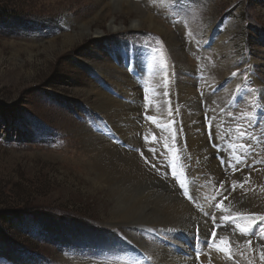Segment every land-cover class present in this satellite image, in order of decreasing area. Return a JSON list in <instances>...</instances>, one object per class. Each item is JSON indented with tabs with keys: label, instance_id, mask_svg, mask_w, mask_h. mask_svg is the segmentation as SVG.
<instances>
[{
	"label": "rangeland",
	"instance_id": "rangeland-1",
	"mask_svg": "<svg viewBox=\"0 0 264 264\" xmlns=\"http://www.w3.org/2000/svg\"><path fill=\"white\" fill-rule=\"evenodd\" d=\"M141 6L175 35L177 48L191 60L188 71L178 67L185 60L175 57V46L165 36L145 26L130 29L131 17H116L125 31L107 33L105 24L111 18L95 21L93 0H0V226L14 247L3 246L7 255H0V264H140L150 253H155L157 264L170 260L177 246L161 242L166 234L162 239L150 232L165 227L110 226L111 197L99 190L85 165L96 157L90 149L97 140L109 143L111 151L121 150L123 141L148 172L151 160L157 173L166 171L174 185L164 182L179 196L190 193L187 204L205 219L193 218L183 226L193 237L201 228L188 257L193 260L184 264H264V216L240 212L231 204L256 190L250 176L264 170V0H145ZM105 10L103 14H109L110 8ZM85 21L103 34L91 35L82 25ZM109 65L119 67L113 76L140 82L137 86L146 92L137 96L145 110L134 113L142 116L135 130L130 115L125 113L122 122V116L112 114L115 122H109L82 92L90 85L126 104L130 98L99 70ZM156 71L163 73L161 80ZM151 74L155 76L149 80ZM139 76L140 81L135 78ZM183 85L194 94L182 90ZM201 85L210 87L209 98L200 95L205 88L198 94ZM201 112L209 125L194 127L203 119ZM131 135L138 145L126 143ZM197 136L207 148L205 156L217 151L206 173L229 171L222 191L210 197L192 187L186 160L199 161L197 148L185 143ZM218 202L223 208L216 207ZM12 215L22 220L5 222ZM213 216L217 235L210 241ZM227 216L228 221L221 219ZM85 233L95 237L82 240Z\"/></svg>",
	"mask_w": 264,
	"mask_h": 264
},
{
	"label": "bare ground",
	"instance_id": "bare-ground-1",
	"mask_svg": "<svg viewBox=\"0 0 264 264\" xmlns=\"http://www.w3.org/2000/svg\"><path fill=\"white\" fill-rule=\"evenodd\" d=\"M145 0H137L138 3H133L131 0H93L94 8L95 10V16L94 20L97 21L98 19H109V21H106L105 27L107 28V33H114L116 31H125V27L123 23L116 22V17H131V23H130V29L133 28H140L145 26L146 30H153L154 32H157L160 35H163L167 38V42L170 43L174 48V53H177L178 56H175L176 58H183L185 61L178 67H181L183 70L188 71L189 70V64L191 60L187 58L186 53L184 50H180L178 47V43L176 40L175 35L163 24H161L159 21H157L154 17H152L149 12H146L143 6ZM156 1V0H155ZM150 3V2H149ZM161 3V2H160ZM110 8L109 14L104 13L105 8ZM148 7V6H147ZM157 8H162V6H156ZM107 11V10H105ZM112 11V12H111ZM108 12V11H107ZM111 12V13H110ZM167 16V15H166ZM165 18V17H164ZM168 18V17H167ZM92 19V20H93ZM166 19V18H165ZM94 21V22H95ZM93 22V23H94ZM83 27L86 28L88 31H91V35H102L103 32H101L98 29L92 30L90 27V22L85 21L82 23ZM170 28V27H169ZM144 29V28H143ZM184 32L187 34L186 27L183 26ZM169 44V45H170ZM217 58V57H216ZM219 58V57H218ZM179 60V59H178ZM220 60V59H219ZM218 60V61H219ZM181 61V62H182ZM175 62V61H174ZM180 62V61H179ZM178 62V63H179ZM220 62V61H219ZM206 64V63H205ZM218 64V63H217ZM178 65V64H177ZM198 65V64H197ZM200 65V64H199ZM116 66V65H115ZM115 66H107V69L99 68V70L104 73L106 77L109 78V81L116 85V88H119V92L125 94L128 99L126 104H122L121 102H118L114 100L113 98L107 96L102 91H99L95 89L92 86H88L84 89H82V92H84V96L86 99H91L90 106L100 112H103L107 115L109 118V122L114 123L115 117H112V114H118V116H122L123 119H121L122 122H125V113L130 115L129 116V123L130 128L135 130V125L140 122L142 119V116H133L134 113H137L140 110H143L144 107L142 106V103L137 102L139 95H143L144 91L140 90V86L137 85L140 83L133 82L132 79L125 80L124 78H116L114 73H119V67ZM183 66V67H182ZM197 67V66H196ZM204 67V66H203ZM213 67V66H212ZM216 67V66H215ZM225 67V66H223ZM127 69V68H126ZM195 69V68H194ZM221 69V68H220ZM151 70V69H149ZM122 71V70H121ZM196 71V70H195ZM123 72V71H122ZM150 72V71H149ZM160 78V80L163 77V73H159L156 71ZM212 72V70H211ZM226 72V71H225ZM140 73V72H139ZM155 73V72H154ZM196 73V72H195ZM191 74V73H190ZM224 74V73H223ZM152 75V74H151ZM179 75V74H178ZM183 75V74H182ZM186 75V74H184ZM250 75V74H249ZM121 76V75H120ZM119 76V77H120ZM141 76V74H140ZM135 77L137 80H142L141 77ZM153 76L150 77L149 80H152ZM165 76V74H164ZM177 76V75H176ZM155 78V77H154ZM171 78V77H170ZM189 78V77H188ZM194 78V77H193ZM182 79V78H181ZM185 79V78H184ZM212 79V78H211ZM192 80V79H191ZM209 80V79H208ZM175 81V80H174ZM190 81V80H189ZM202 81V80H201ZM205 81V80H204ZM203 81V82H204ZM216 81V80H215ZM144 82V81H143ZM172 82V81H171ZM185 82V80H184ZM188 82V81H187ZM191 82V81H190ZM189 82V83H190ZM207 82V81H206ZM204 82V83H206ZM150 83V82H149ZM194 83V82H192ZM208 83V82H207ZM214 83V81H213ZM178 84V82H177ZM182 84V83H181ZM180 84V85H181ZM215 84V83H214ZM232 84V83H231ZM259 84V83H258ZM189 85V84H188ZM193 85V84H192ZM230 85V83H229ZM184 86V85H183ZM194 86V85H193ZM114 87V88H115ZM229 87V86H228ZM182 88V87H180ZM205 88L206 91L203 90V93L200 95H203L204 97H208L210 93V87H203L202 85L198 88L197 92L199 94V89ZM167 90V89H166ZM179 90V88H178ZM188 92L187 94H194L193 90L191 88L185 87L182 89ZM212 90V89H211ZM233 90V89H232ZM262 90V89H261ZM227 91V90H226ZM264 91V90H263ZM224 92V91H223ZM230 92V91H229ZM146 93V92H145ZM144 93V95H145ZM179 94V93H178ZM186 94V93H185ZM264 94V92H263ZM213 95V94H212ZM215 95V94H214ZM124 96V95H123ZM131 96V97H130ZM186 96V95H185ZM197 96V95H196ZM264 96V95H263ZM146 96H143V98ZM200 97V96H199ZM175 98V97H174ZM209 98V97H208ZM230 98V96L228 97ZM261 98V97H259ZM145 99V98H144ZM147 99V98H146ZM177 99V98H176ZM142 100V99H141ZM151 100V99H150ZM162 100V99H161ZM209 100V99H208ZM215 100V99H214ZM121 101V100H120ZM144 101V100H143ZM181 101V100H180ZM196 101V100H195ZM199 101V100H197ZM204 101V100H203ZM227 101V100H226ZM190 102V101H189ZM212 102V100H211ZM214 102V101H213ZM125 103V102H124ZM206 103V102H205ZM216 103V101H215ZM226 103V102H225ZM199 105V103H198ZM203 105V104H202ZM211 105V104H210ZM204 109V108H203ZM202 109V110H203ZM145 110V109H144ZM208 110V109H207ZM210 110V109H209ZM221 110V109H220ZM193 111V110H192ZM198 111V110H197ZM196 111V112H197ZM217 111V110H216ZM222 111V110H221ZM210 112V111H208ZM202 117V112L200 113ZM199 114V115H200ZM209 115V114H208ZM220 115V114H219ZM185 116V115H184ZM128 117V116H126ZM117 118V117H116ZM203 119H207L206 122L203 121V119L198 120L195 123L194 121V127H202L203 124L209 125L208 123V117L203 116ZM193 119V118H192ZM220 120V119H219ZM188 121V120H187ZM226 121V120H225ZM224 121V122H225ZM190 122V121H189ZM193 122V121H192ZM213 122V121H211ZM228 122V121H227ZM214 123V122H213ZM109 124V123H108ZM127 124V123H126ZM125 124V125H126ZM143 124V123H142ZM188 124V123H187ZM211 125V124H210ZM228 125V124H227ZM264 125V124H263ZM114 126V125H113ZM137 126V125H136ZM116 127V126H115ZM118 127V126H117ZM122 127V126H121ZM125 127V126H124ZM123 127V128H124ZM187 127V126H186ZM109 128V127H108ZM129 128V127H128ZM191 129V127H188ZM187 128V129H188ZM206 128V127H205ZM213 128V126H212ZM229 128V127H228ZM186 129V128H185ZM186 129V130H187ZM262 129V128H261ZM264 129V128H263ZM120 129H118L119 131ZM193 130V128H192ZM225 130V129H224ZM240 131V130H239ZM263 131V130H262ZM189 132V130H188ZM193 132V131H192ZM217 132V131H216ZM223 132V131H222ZM91 134V132H89ZM129 133V132H128ZM136 133V132H135ZM213 133V132H211ZM264 133V132H263ZM262 133V134H263ZM194 134V133H193ZM229 134V133H228ZM256 134V133H255ZM161 135V134H160ZM171 135V134H170ZM93 136V135H92ZM91 137V136H90ZM164 137V136H163ZM202 137V136H201ZM201 137L197 136V139H192L190 142H185L188 145H193L197 148L195 150V154H199V161L196 159L189 162V159L187 160V164L189 165V171L191 172L190 175L194 177L193 186L192 187H198L201 190L204 191V193L210 197L214 195V193L219 190H221L222 186L224 185V182L229 177V171L228 169L224 168L221 173L217 174V176L210 175L206 173L205 169H209L211 166L210 159L214 157V155H217V151L213 153L212 151V157L209 158L205 156V152L203 150L207 149L205 148L203 141H201ZM228 137V136H227ZM236 137V136H235ZM247 137V136H246ZM250 137V136H249ZM86 138V137H84ZM98 138V137H97ZM137 138V136H136ZM186 138V137H185ZM221 138V136H220ZM230 138V137H229ZM228 138V139H229ZM252 138V137H251ZM263 138V137H262ZM227 139V138H226ZM230 141L232 139H229ZM207 141V140H206ZM227 142V140H225ZM259 141V140H258ZM87 142V141H86ZM138 140H135V135H131L127 142L131 146L138 145ZM184 143V144H185ZM258 143V142H257ZM121 146L123 148L121 150L114 149L109 150L110 147L109 143H104L102 141L97 140L95 143H93V148L90 149L91 152L96 154V157L89 158L90 162L86 163L87 169L89 170L90 174L93 176V180L95 184L99 187V190L101 192H106L111 197L113 208L111 209L110 213V226H118L119 224H129L131 223L137 225L140 224L142 227H165L164 229H160L156 231L150 230L152 235H154L157 238L162 237L166 234L168 236L167 239L161 240L163 241H173L171 245L177 246L173 254L170 257V260H166L165 262H161L162 264H184V260H193L192 256L191 258H188L189 255H191L192 251L196 248L197 241L195 237H193L192 232L189 230L187 231L183 227L186 222L192 221L193 218L196 221L205 219L204 215L198 213V211H194L190 205L187 204L186 198L189 197L190 193L187 191H182L184 196H179L177 193V190L174 189L173 186L167 185L173 184L169 180V178L166 176V171L164 170L165 174L163 172L157 173L156 165H152L153 162H151L150 169L152 173L148 172L142 162H140L135 155L131 153V151L128 150L127 147H125L124 142L122 141ZM174 144V142H173ZM231 144V143H230ZM253 144V143H252ZM263 144V143H262ZM112 145V144H111ZM110 145V146H111ZM234 145V144H233ZM250 144H248L249 146ZM119 146V145H118ZM227 146V145H226ZM256 146V144L254 145ZM259 146V145H257ZM262 146V145H261ZM87 147V146H86ZM114 147V146H113ZM173 147V146H172ZM179 147V145H178ZM191 147V146H190ZM193 147V148H194ZM211 147V146H209ZM224 147V146H223ZM253 147V146H252ZM251 147V149H252ZM84 148V147H83ZM121 148V147H120ZM158 148V147H157ZM254 148V147H253ZM87 149V148H86ZM112 149V148H111ZM170 149V148H169ZM225 149V147L223 148ZM249 149V148H248ZM261 149H264L261 148ZM85 150V148H84ZM172 150V149H171ZM191 150V149H190ZM193 150V149H192ZM209 150V148H208ZM212 150V149H211ZM227 150V147H226ZM246 150V149H245ZM83 151V150H82ZM121 151H126V153H122ZM231 151V150H230ZM248 151V150H247ZM250 151V150H249ZM89 152V151H88ZM87 152V153H88ZM259 153V151H257ZM186 153V152H184ZM90 154V153H88ZM150 154V153H149ZM231 154V153H229ZM228 154V155H229ZM241 154V153H239ZM248 154V153H247ZM262 154V153H261ZM137 155V154H136ZM188 155V153H187ZM226 155V154H225ZM250 155V154H249ZM252 155V154H251ZM260 155V153H259ZM104 156H107V158H104ZM184 156V155H183ZM239 156V155H238ZM242 156V155H241ZM195 157V156H194ZM229 157V156H228ZM227 157V158H228ZM234 157V156H233ZM250 156H248L249 158ZM253 157V156H252ZM257 157V154H256ZM263 159L262 157H260ZM231 159H235L231 158ZM238 159V157L236 158ZM243 159V158H241ZM191 160V159H190ZM250 160V158H249ZM236 160H234L235 162ZM252 161V160H250ZM255 161V160H254ZM155 162V161H154ZM247 162V161H246ZM256 162V161H255ZM254 162V163H255ZM262 162V161H261ZM236 163V162H235ZM264 163V162H262ZM213 164V163H212ZM259 164V163H258ZM233 165V164H232ZM253 165V164H252ZM264 165V164H263ZM220 166V165H219ZM238 166V165H237ZM251 166V164H250ZM223 168V167H222ZM250 168V167H249ZM174 169V168H173ZM217 169V167H216ZM247 169V168H246ZM251 169V168H250ZM260 169V166H259ZM171 170V169H170ZM213 170V169H212ZM138 172V173H135ZM219 171V170H217ZM216 171V172H217ZM233 171V170H232ZM242 171V170H241ZM257 171V170H256ZM254 172V171H253ZM129 173V174H127ZM250 173V172H249ZM139 175V180L135 179V176ZM247 174V173H246ZM245 176V175H244ZM250 176V175H249ZM240 178V177H239ZM250 178L254 179V183L256 186V190L249 195H241L237 196L236 198H232L233 201L231 204L235 209H238L240 212H244L246 214H260L264 216V170H258V172H255L254 174H251ZM234 179V178H233ZM163 180V181H162ZM166 183H165V182ZM232 181V180H231ZM229 186V185H228ZM231 186V185H230ZM226 187V186H225ZM223 187V188H225ZM230 188V187H229ZM253 189V188H252ZM222 191V190H221ZM220 191V192H221ZM249 191V190H248ZM253 191V190H252ZM227 192V191H226ZM181 194V193H180ZM200 194V193H199ZM220 195V194H219ZM222 195V194H221ZM198 196V195H197ZM224 196V195H223ZM202 197V196H200ZM207 197V198H208ZM215 199V196H213ZM199 198V197H197ZM206 198V197H203ZM206 198V199H207ZM218 198V197H217ZM193 199V198H192ZM213 199V198H212ZM221 199V198H219ZM224 199V198H223ZM217 200V199H216ZM214 200V201H216ZM207 202V200L205 201ZM209 202V199H208ZM230 203V201H228ZM203 203V202H201ZM219 203V202H218ZM192 204V203H191ZM194 204V203H193ZM199 204V203H198ZM204 204V203H203ZM209 204V203H208ZM229 204L228 207H231ZM200 205V204H199ZM226 205V204H225ZM201 206V205H200ZM205 206V204H204ZM196 207V206H195ZM203 208V207H202ZM208 208V207H207ZM205 208L204 210H206ZM196 209V208H195ZM201 209V208H200ZM198 209V210H200ZM202 210V209H201ZM213 210V209H212ZM216 210V209H215ZM237 210V211H238ZM219 212V211H218ZM236 213V211H235ZM234 213V214H235ZM231 214V213H230ZM209 215V214H208ZM207 215V216H208ZM239 215V214H238ZM228 217V216H227ZM259 217V216H258ZM218 218V217H217ZM211 219V218H210ZM253 220V219H252ZM208 221V220H207ZM216 221V220H215ZM201 222V221H200ZM213 222V221H212ZM211 223V222H210ZM218 223V222H217ZM212 224V223H211ZM216 224V223H215ZM213 225V224H212ZM138 226V225H137ZM179 226V229H167L170 227H176ZM187 226V225H186ZM244 226V225H243ZM261 226V225H260ZM150 228V229H151ZM249 228V227H248ZM192 229V228H191ZM201 229V228H200ZM255 229V228H254ZM196 230V227H195ZM193 229V231H195ZM197 231V230H196ZM166 232V233H164ZM148 233V232H147ZM235 233V232H234ZM237 235V234H235ZM160 236V237H159ZM237 237V236H236ZM242 237V236H241ZM244 237V236H243ZM242 237V239H243ZM151 238V237H150ZM187 238L184 243H182V239ZM192 240H191V239ZM135 239V238H134ZM137 239V238H136ZM238 239V238H237ZM236 239V240H237ZM250 239V238H249ZM141 241V239H140ZM153 241V240H152ZM160 241V240H159ZM239 241V240H238ZM241 241V240H240ZM234 242V241H233ZM236 242V241H235ZM251 244V243H250ZM233 245V244H232ZM243 245V244H242ZM256 245V244H255ZM159 246V245H158ZM258 246V245H257ZM155 247V246H154ZM168 247V246H167ZM261 247V246H259ZM264 247V246H263ZM158 248V247H157ZM233 248V247H232ZM237 248V247H236ZM242 248V247H241ZM143 249V248H142ZM152 249V247H151ZM161 249V248H160ZM173 249V250H174ZM252 249V248H251ZM150 250V249H149ZM167 250V249H166ZM153 251V250H152ZM155 251V250H154ZM170 251V250H167ZM243 251V250H242ZM205 250H203V253ZM257 252V251H256ZM163 253V252H161ZM212 253V252H211ZM166 254V253H165ZM237 254V253H236ZM170 255V254H169ZM185 255V257H184ZM204 255H207L206 253ZM147 257L142 263L140 264H157L155 258V253H150L146 255ZM160 256V255H159ZM168 256V255H167ZM217 256V255H216ZM223 257V256H222ZM160 258H163L160 257ZM168 258V257H167ZM208 258V257H207ZM233 258V257H231ZM239 258V257H238ZM256 258V257H255ZM254 258V259H255ZM258 258V257H257ZM201 259V258H200ZM181 260V261H180ZM195 260V259H194ZM203 260V259H202ZM227 260V259H226ZM184 261V262H183ZM262 261V260H261ZM139 262V261H138ZM137 262V263H138ZM193 262V261H192ZM188 263V262H187ZM191 263V262H190ZM133 264V263H132ZM217 264H226L224 260H219ZM236 264V263H234Z\"/></svg>",
	"mask_w": 264,
	"mask_h": 264
},
{
	"label": "trees",
	"instance_id": "trees-1",
	"mask_svg": "<svg viewBox=\"0 0 264 264\" xmlns=\"http://www.w3.org/2000/svg\"><path fill=\"white\" fill-rule=\"evenodd\" d=\"M27 217V216H26ZM4 220V219H3ZM18 220H22V217H19L18 215H12V217H9L8 219H6L5 222H7L8 224H16ZM0 222H2L0 220ZM20 222H24V221H20ZM51 232V231H50ZM91 232V231H90ZM88 233V232H87ZM58 237L59 239L57 240V242H64L63 239H60V236H55ZM95 237V234L88 235L85 233L84 237L82 238V240H84V238H90L93 239ZM8 240L6 239L5 235H4V231L2 230V226H0V255H7L5 249H3L4 247H7L8 245L11 247V250H14V247L12 245L9 244V242H7ZM56 242V243H57ZM13 256V254H12Z\"/></svg>",
	"mask_w": 264,
	"mask_h": 264
},
{
	"label": "snow or ice",
	"instance_id": "snow-or-ice-1",
	"mask_svg": "<svg viewBox=\"0 0 264 264\" xmlns=\"http://www.w3.org/2000/svg\"><path fill=\"white\" fill-rule=\"evenodd\" d=\"M233 75H236V73H233ZM221 164L223 165L224 164V160L223 158L221 157ZM217 208H223V203H219L216 205ZM222 220L224 221H228L229 220V217H221ZM262 220H264V217H261ZM199 227H197V237L199 236ZM241 231H245L244 229H241ZM216 235H217V228H216V225H215V216H213V228L211 230V233H210V241L212 240H215L216 239ZM221 244L223 245V241L221 242ZM220 250L221 251H224V252H227L228 249L226 247H220ZM197 257L199 258V254H197Z\"/></svg>",
	"mask_w": 264,
	"mask_h": 264
}]
</instances>
